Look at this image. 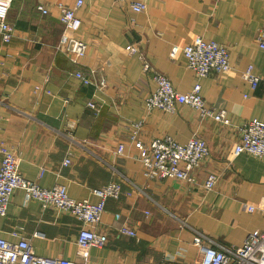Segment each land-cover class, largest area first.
<instances>
[{
  "label": "crops",
  "instance_id": "0c3cea01",
  "mask_svg": "<svg viewBox=\"0 0 264 264\" xmlns=\"http://www.w3.org/2000/svg\"><path fill=\"white\" fill-rule=\"evenodd\" d=\"M58 1L74 6V0H14L9 21L15 37L5 43L0 35V165L4 151H12L27 179L47 189L65 185L77 201L98 203L95 189L122 186L125 194L109 199L91 226L108 241L88 249L87 264H197L198 233L241 247L264 227V159L233 154L240 126L253 119L264 123V49L256 40L264 0H142L144 12L134 11L131 0H86L77 14L88 49L78 61L56 49L64 31ZM196 36L228 47L230 73L199 79L184 55L171 57L173 45ZM251 65L261 78L256 89L246 72ZM76 72L93 83L84 85ZM155 73L183 92L200 82L207 105L224 111L229 123L188 105L173 113L149 109ZM165 136L181 144L197 136L209 146L195 182L145 175L135 142ZM67 158L71 164L65 166ZM211 172L218 179L207 189ZM81 226L68 212L42 211L23 190L0 216L2 238L28 239L38 255L73 261H84L77 243ZM121 227L136 236L118 235Z\"/></svg>",
  "mask_w": 264,
  "mask_h": 264
},
{
  "label": "built area",
  "instance_id": "2783aa9c",
  "mask_svg": "<svg viewBox=\"0 0 264 264\" xmlns=\"http://www.w3.org/2000/svg\"><path fill=\"white\" fill-rule=\"evenodd\" d=\"M14 0H0V35L3 42L9 43L15 37V28L9 21V13ZM86 0H74V6L69 7L58 1L55 8L59 12V21L64 31L56 46L57 51L72 56L75 61L83 58L88 49L87 42L79 37L82 19L77 11L85 5ZM131 8L136 12H144L147 5L142 0H131ZM43 14H49V9L38 6ZM257 42L264 49V25L258 30ZM136 52L137 48L131 49ZM172 58L184 55L187 67L199 79L211 73L227 75L232 71L230 51L226 45L216 41H207L201 36L183 46L173 45L170 53ZM149 69V65H145ZM251 86L256 89L260 76L254 73L251 65L247 69ZM75 76L84 85L92 84V80L81 72ZM153 80L156 89L147 99L149 109H157L169 113L175 112L178 105H188L199 111L202 116H211L228 124L229 119L224 111L216 112L207 105L201 94L202 85L196 82L190 90L183 92L174 87L172 81L162 73H155ZM89 107L96 109L97 105L90 101ZM241 138L233 147L235 156L248 154L264 159V123L257 120L245 121L240 126ZM140 151V157L145 175L150 179L175 178L195 182V171L202 162L211 155L209 146L201 138L194 136L188 143L181 144L171 136L156 138L148 143L141 140L135 142ZM124 144L118 146L117 152L122 154ZM65 166L71 164L65 159ZM20 159L12 151H4L0 165V216H5L17 191L23 190L28 201L35 200L42 211L54 208L72 214L81 222L77 243L79 255L84 261H73L61 258H50L38 255L28 239L12 243L0 236V264H87V251L91 247H102L108 241V236L100 234L91 228L100 222L109 199H119L125 191L118 182H111L94 190L100 197L98 203L88 200L77 201L68 194L65 185H56L51 189L27 179L20 170ZM217 175L208 174L205 182L207 189H213L217 183ZM248 211L254 212L255 206L248 205ZM136 236L133 229L121 227L118 235ZM194 244L200 247L201 257L197 264H264V227L249 234L241 247H226L216 243L204 234L198 233Z\"/></svg>",
  "mask_w": 264,
  "mask_h": 264
}]
</instances>
